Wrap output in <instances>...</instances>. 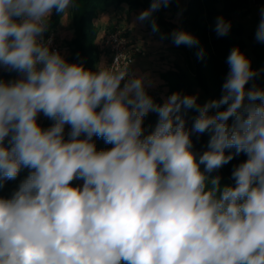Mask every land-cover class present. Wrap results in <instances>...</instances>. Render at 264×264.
<instances>
[{"label": "clouds", "instance_id": "obj_1", "mask_svg": "<svg viewBox=\"0 0 264 264\" xmlns=\"http://www.w3.org/2000/svg\"><path fill=\"white\" fill-rule=\"evenodd\" d=\"M171 3L151 0L136 20L156 33L153 14ZM74 6L0 0V70L21 74L0 79V189L28 170L0 196V264H264V89L246 88L259 74L249 58L230 50L219 99L201 105L173 92L157 103L153 82L130 76L128 65L93 71L50 49L53 10L64 16ZM260 16L255 40L264 43V8ZM230 30L218 16L216 35ZM169 35L177 47L200 44L182 29ZM150 112L158 120L145 134ZM41 113L50 127L38 123ZM204 133L197 154L191 136ZM94 137L112 147L98 151ZM241 153L234 185H222L211 174Z\"/></svg>", "mask_w": 264, "mask_h": 264}, {"label": "trees", "instance_id": "obj_2", "mask_svg": "<svg viewBox=\"0 0 264 264\" xmlns=\"http://www.w3.org/2000/svg\"><path fill=\"white\" fill-rule=\"evenodd\" d=\"M248 0H188L184 8L180 11L179 23H173L176 13V1L168 8H162L153 14L159 28L164 31V34L170 36V31L182 29L196 36L200 44L197 47H188L181 45L178 48L184 50L187 60V67L192 74L193 81L188 74L183 70L177 62L168 64V68L159 73V77L167 86V94L173 92H181L187 95H197L198 103L201 105L210 99H219L222 95V85L229 71V66L226 63L230 50L234 47H239L242 53L246 55V46L241 39L243 28L240 25H234L232 14L235 11H243L246 14L248 11ZM256 3L264 4V0H255ZM151 0H74L75 6L71 8L73 37L66 41V45L70 50V55L67 58L72 63H83L85 68L95 71L103 49L96 44L98 37V28L93 23L98 15L102 12H107L111 9H118L121 6H126L129 12L142 8H149ZM222 4L218 8V4ZM166 17V12L170 11ZM62 14L53 10L49 19L48 31L58 24ZM218 16H223L225 20L231 22V30L227 36L218 37L214 31L215 21ZM148 22V21H147ZM149 27L150 22H148ZM199 48L204 49V58L199 59L197 52ZM178 52V51H173ZM251 61L253 70L259 72L258 76L250 80L246 88H251L253 85L260 89H264V43L255 42L251 50L250 56L246 55ZM185 65V63H183ZM11 73V72H8ZM12 72L10 75L16 74ZM8 74L1 73L0 79H7ZM9 78L7 81H12ZM195 86V88H194ZM197 113L194 110H189L186 119V127L190 130L193 124V118ZM158 120L156 113H149L144 120L145 134L151 132ZM52 120L48 119L41 126L47 128V125ZM210 138L209 133L192 134L193 151L197 154L202 153L207 149V142ZM97 150L111 148L112 145L106 144L103 139L93 138ZM234 150H226V154ZM247 156L241 153L235 156L234 159L227 165H224L217 172L211 175H220L222 185H234V180L231 178L233 168L239 163L245 161ZM203 169V166H201ZM27 176L26 173H20L16 180L7 181L3 189H0V196L10 197L12 192L18 187L21 180ZM81 180L73 181V186Z\"/></svg>", "mask_w": 264, "mask_h": 264}, {"label": "rangeland", "instance_id": "obj_3", "mask_svg": "<svg viewBox=\"0 0 264 264\" xmlns=\"http://www.w3.org/2000/svg\"><path fill=\"white\" fill-rule=\"evenodd\" d=\"M176 8L178 12L176 13L173 23H179L181 15L180 11L184 8L185 4L188 0H175ZM248 11L246 14H243V11H235L232 14V20L234 25H240L243 28V35L241 39L243 40L246 46V55L250 56L251 50L254 46L255 40V32L258 26V23L261 19L260 10L264 8V4L256 3L255 0H248ZM125 8V11H119L116 9L108 10L107 12H102L98 15L97 19L93 21V23L98 28V37L96 39V44L99 48H102L101 37L106 31L104 26H114L115 24L122 25L126 27L130 36L133 40H136L135 47L140 48L144 55L136 56L135 61L132 65L133 72L136 76H145L153 82V87L148 89L149 94L154 98L157 103H162L163 99L167 96V86L164 81L159 77V73L165 71L168 68V64L171 62H177L183 68V70L188 74L189 78L193 81L192 74L189 72L187 67V60L184 50L179 49L175 46L171 40V37L164 34V31L159 28V31L156 33L152 32L151 27H149L148 22H138L136 17L138 14L143 11L142 8H138L129 12L126 6H122ZM222 4H218V8H221ZM170 11L166 12V17L169 16ZM53 34L56 40L60 44L61 55L68 61L67 58L70 55V50L66 45V41L73 37V27H72V17H71V8L68 10L66 15L61 16L58 24L53 28ZM172 31H170L171 33ZM167 37L162 39L161 37ZM142 41V42H140ZM178 51V52H173ZM100 62H105L104 55L100 57ZM185 63V65L183 64ZM97 64V65H98ZM97 67V66H96ZM8 74V78L5 79L7 81L9 78H13L12 80H16L20 78L21 74L16 73L10 75L8 71L0 70V75ZM195 88V86H194ZM159 96V97H157ZM151 113V112H150ZM48 118L44 117L41 113L38 117V123L42 125L46 122ZM53 121L47 125V128L52 125ZM70 131L68 126L65 127V139L68 138L67 134ZM22 173L28 174V170L24 169L21 171ZM82 181L77 183V186L82 185Z\"/></svg>", "mask_w": 264, "mask_h": 264}, {"label": "built area", "instance_id": "obj_4", "mask_svg": "<svg viewBox=\"0 0 264 264\" xmlns=\"http://www.w3.org/2000/svg\"><path fill=\"white\" fill-rule=\"evenodd\" d=\"M49 38L51 39L50 49L61 53L60 44L56 40L53 30L44 34L45 42H48ZM135 42L137 41L130 39L127 32L118 25L106 29L101 37L103 54L107 57L106 65L112 66L115 61H118L115 67L119 68L128 65L130 76H136L132 65L136 56H143L144 53L140 48L135 47Z\"/></svg>", "mask_w": 264, "mask_h": 264}, {"label": "crops", "instance_id": "obj_5", "mask_svg": "<svg viewBox=\"0 0 264 264\" xmlns=\"http://www.w3.org/2000/svg\"><path fill=\"white\" fill-rule=\"evenodd\" d=\"M116 10H119V11H125V8L124 7H119L118 9H116ZM115 25H118V24H115ZM118 26H120V25H118ZM105 27V29H108L109 27H111V26H104ZM120 27H122L126 32H127V34H128V36H129V38L130 39H132V37L130 36V32H129V30L126 28V27H123L122 25L120 26ZM104 55V59H105V64H106V62H107V57H106V55L105 54H103ZM69 63H71V62H69ZM168 95V94H167ZM157 97H159V96H157Z\"/></svg>", "mask_w": 264, "mask_h": 264}]
</instances>
